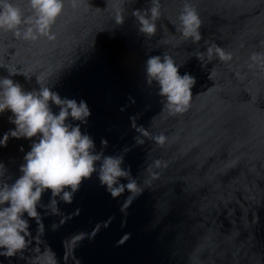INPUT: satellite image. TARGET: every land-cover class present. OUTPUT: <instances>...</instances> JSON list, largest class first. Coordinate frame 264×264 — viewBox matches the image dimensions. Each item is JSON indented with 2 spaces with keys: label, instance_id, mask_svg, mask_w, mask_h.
Wrapping results in <instances>:
<instances>
[{
  "label": "water",
  "instance_id": "obj_1",
  "mask_svg": "<svg viewBox=\"0 0 264 264\" xmlns=\"http://www.w3.org/2000/svg\"><path fill=\"white\" fill-rule=\"evenodd\" d=\"M13 2L30 14L27 0ZM160 2L150 38L137 33L132 15L150 7L148 0H80L76 7L65 0L54 41L0 32V77L18 68L32 76L11 77L26 90L38 88L36 77L44 76L62 97L86 100L91 115L82 132L97 150L107 140L105 154L130 148L124 166L143 189L130 203L127 191L114 199L94 174L70 204L59 202L58 215L38 206L44 234L30 219L32 242L22 258L0 257V264H43L49 247L57 264H264V71L248 67L253 52H264V0H190L202 20L198 44L176 31L185 0ZM212 42L233 59L213 58L202 69L194 55ZM163 53L177 64L187 61L180 73L196 77L183 114L169 115L156 88L145 83L146 59ZM9 115H0V138L14 127ZM141 125L152 136L164 133L166 143L144 137L136 145ZM30 146L28 139L9 138L0 147L9 183ZM49 202L50 192L43 193L40 204ZM78 234L81 240L65 243Z\"/></svg>",
  "mask_w": 264,
  "mask_h": 264
},
{
  "label": "clouds",
  "instance_id": "obj_2",
  "mask_svg": "<svg viewBox=\"0 0 264 264\" xmlns=\"http://www.w3.org/2000/svg\"><path fill=\"white\" fill-rule=\"evenodd\" d=\"M72 2L76 7L80 0ZM148 2L150 7L132 12L138 23L137 33L145 38L156 34L157 20L161 16L160 0ZM27 4L30 14L25 15L13 0H0V32H11L16 38L26 42L56 40V33L52 28L62 14L65 0H27ZM123 21L124 17L118 11L116 22L122 24ZM178 21L176 31L180 33L182 40L198 44L203 39L200 31L202 20L190 0H185ZM194 57L200 67L206 69L213 58L221 62L232 61L233 53L212 42L205 51L195 53ZM184 64H177L166 53L149 55L145 61V83L156 88V94L163 101V109L169 115L187 112L193 99L192 89L196 85V77L188 72L180 73ZM248 67L264 71V52H253L249 57ZM7 70L9 75L0 77V115L9 112L8 120L14 127L0 138V147H6L9 138L28 139L31 146L23 156V163L19 167L20 175L11 183L8 182L11 178L7 175L6 165L0 161V257L13 258L20 254L19 257L22 258L24 250L32 242L29 239L32 237L30 219L36 222L39 235L44 234L38 206L48 209L45 215H58L59 202L70 204L82 182L94 174L100 186L114 199L127 191L130 203L143 189L136 177H133L130 166H124L125 154L130 148L122 149L119 155H108L104 151L107 140L102 139L101 148L97 150L93 137L82 132L81 126L87 125L91 115L86 100L62 97L54 90V85L49 87L44 84V76L36 77L38 88L26 90L11 77L19 74L30 81L32 76L18 68ZM213 74L214 68L209 73L210 80ZM53 106L58 111H54ZM135 119V116L130 117L132 121ZM133 126L136 127L135 124ZM136 130L140 133L133 138L136 145H143L144 137L152 138L160 146L167 141L164 133L152 136L142 125ZM155 164L159 167L162 162L157 160ZM45 192H50L47 206L40 204ZM57 227L54 224L53 230ZM81 239L82 236L78 234L68 238L65 243L71 244L73 240ZM46 255L47 259L43 264H57L55 253L50 247Z\"/></svg>",
  "mask_w": 264,
  "mask_h": 264
}]
</instances>
